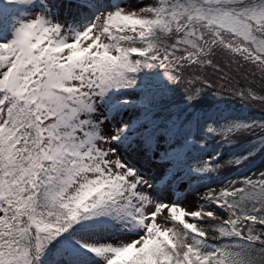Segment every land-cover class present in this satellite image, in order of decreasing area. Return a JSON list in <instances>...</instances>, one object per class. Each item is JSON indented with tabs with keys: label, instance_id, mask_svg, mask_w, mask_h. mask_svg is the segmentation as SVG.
<instances>
[{
	"label": "snow or ice",
	"instance_id": "snow-or-ice-1",
	"mask_svg": "<svg viewBox=\"0 0 264 264\" xmlns=\"http://www.w3.org/2000/svg\"><path fill=\"white\" fill-rule=\"evenodd\" d=\"M14 2L19 14L0 8V264H264V167L194 208L157 202L113 147L129 125L95 115L110 90L157 67L189 101L207 90L264 112V0L57 5L91 15L77 25L49 18L46 0ZM245 134L264 147V120L205 128L225 144ZM107 222L122 234L90 238Z\"/></svg>",
	"mask_w": 264,
	"mask_h": 264
},
{
	"label": "trees",
	"instance_id": "trees-1",
	"mask_svg": "<svg viewBox=\"0 0 264 264\" xmlns=\"http://www.w3.org/2000/svg\"><path fill=\"white\" fill-rule=\"evenodd\" d=\"M135 79L136 83L130 88L131 92L107 95L106 99L110 103L117 101L116 99L134 100L133 104L128 103L124 108L129 111L130 120L138 123V128L135 129L137 135L144 138L150 132L149 137L154 141L155 147H159L161 142H176L175 139L178 137L184 139L187 143L185 150L190 151L187 158L189 170L195 171L194 165L198 161L209 160L212 156H218L221 163L235 159L240 156L237 152L242 146L251 144L256 139L245 134L235 143L225 144L219 137H205V128L208 124L219 126L241 118L264 120V112L259 108L247 107L232 96H217L206 90L197 99L189 101L183 88L179 84L169 82L163 70L158 67L141 70L135 74ZM145 122L153 125L154 129L144 130L142 123ZM248 152L245 151L246 155ZM250 163L264 167V147L250 156L244 165ZM241 167L226 165L216 173H208L210 176L207 181L196 177L200 175L196 171V176L190 175V181H201L192 186L190 192L202 199L204 193L250 175L242 176ZM204 175L202 174V177ZM203 203L205 201L202 199L200 204Z\"/></svg>",
	"mask_w": 264,
	"mask_h": 264
},
{
	"label": "rangeland",
	"instance_id": "rangeland-1",
	"mask_svg": "<svg viewBox=\"0 0 264 264\" xmlns=\"http://www.w3.org/2000/svg\"><path fill=\"white\" fill-rule=\"evenodd\" d=\"M9 1L11 0H0V8L7 6L10 11L17 10V14H19L20 9L18 5L14 3L13 6H11ZM46 2L49 8V18L61 19L73 25L83 24L86 23L88 19H91V15L75 19L67 10H60L57 7V5L67 3V0H46ZM102 2L112 4L113 0H102ZM125 4L124 2L120 3L121 6ZM8 34L10 35L11 31H9ZM119 104L121 106L122 102L120 101ZM95 115L100 117L103 124H110L113 128L122 124L129 125V142L125 143V139L128 138H122L120 141L113 142V147L127 166L135 169L145 180L149 181L151 184L149 195L154 200L157 202H171L189 208L200 205L202 201L200 197L193 193H187L189 187L186 181L189 177L187 174L193 175L194 172L189 170L188 167L187 158L190 151L185 150L187 143L184 139L178 137L175 139L176 142L168 141L166 145H162V147L158 148H163L164 151L158 156V151H155V149L153 150L148 145L145 146L142 141L133 137L134 128L132 126L134 122L130 120L131 116L129 117V111L124 110V108H118L116 104H112L108 109V106H106L101 99L96 106ZM237 121L250 122L254 120L241 118ZM143 126L144 128L147 127L146 122ZM257 148L258 141L254 139L251 144L242 146L237 154L240 156L246 155L245 151L256 154L262 147L258 150ZM161 156L163 158H161ZM256 164L254 163L251 165L250 163L248 165H243L240 168L242 176L247 174L251 175L258 167H261ZM196 177H200L201 179L202 173ZM182 194H186V196L183 198L181 197ZM122 232L123 229L119 224L107 222L106 227L98 229V234L90 238H110L112 236L121 235Z\"/></svg>",
	"mask_w": 264,
	"mask_h": 264
}]
</instances>
